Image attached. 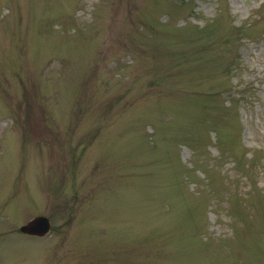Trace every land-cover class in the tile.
<instances>
[{
	"label": "rangeland",
	"instance_id": "374dc122",
	"mask_svg": "<svg viewBox=\"0 0 264 264\" xmlns=\"http://www.w3.org/2000/svg\"><path fill=\"white\" fill-rule=\"evenodd\" d=\"M0 264H264V0H0Z\"/></svg>",
	"mask_w": 264,
	"mask_h": 264
},
{
	"label": "water",
	"instance_id": "95a60500",
	"mask_svg": "<svg viewBox=\"0 0 264 264\" xmlns=\"http://www.w3.org/2000/svg\"><path fill=\"white\" fill-rule=\"evenodd\" d=\"M48 221L47 217L38 215L21 225L20 230L27 234L43 235L50 228V222Z\"/></svg>",
	"mask_w": 264,
	"mask_h": 264
}]
</instances>
